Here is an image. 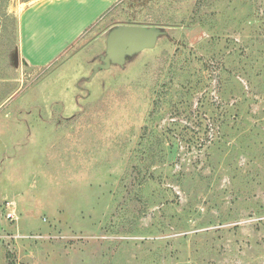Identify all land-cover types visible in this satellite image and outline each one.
Here are the masks:
<instances>
[{"label":"rangeland","instance_id":"1","mask_svg":"<svg viewBox=\"0 0 264 264\" xmlns=\"http://www.w3.org/2000/svg\"><path fill=\"white\" fill-rule=\"evenodd\" d=\"M28 1L0 0V264H264V0H122L44 68ZM129 24L157 46L106 66Z\"/></svg>","mask_w":264,"mask_h":264},{"label":"crops","instance_id":"2","mask_svg":"<svg viewBox=\"0 0 264 264\" xmlns=\"http://www.w3.org/2000/svg\"><path fill=\"white\" fill-rule=\"evenodd\" d=\"M121 1H28L19 16L22 57L33 68L51 66Z\"/></svg>","mask_w":264,"mask_h":264},{"label":"water","instance_id":"3","mask_svg":"<svg viewBox=\"0 0 264 264\" xmlns=\"http://www.w3.org/2000/svg\"><path fill=\"white\" fill-rule=\"evenodd\" d=\"M160 31L143 25H120L112 29L107 37L106 66L112 63L124 64L127 56L140 53L157 46ZM18 52L15 54L18 63Z\"/></svg>","mask_w":264,"mask_h":264},{"label":"built area","instance_id":"4","mask_svg":"<svg viewBox=\"0 0 264 264\" xmlns=\"http://www.w3.org/2000/svg\"><path fill=\"white\" fill-rule=\"evenodd\" d=\"M10 216H13L12 214H10Z\"/></svg>","mask_w":264,"mask_h":264}]
</instances>
